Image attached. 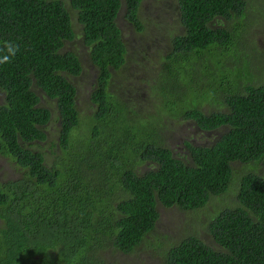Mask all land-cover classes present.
<instances>
[{"label":"trees","instance_id":"trees-1","mask_svg":"<svg viewBox=\"0 0 264 264\" xmlns=\"http://www.w3.org/2000/svg\"><path fill=\"white\" fill-rule=\"evenodd\" d=\"M68 1L78 35L63 0H0V156L21 173L0 182V264H103L106 250L132 253L155 230L158 205L196 214L211 199L219 248L191 235L159 246L165 264H264V86L223 72L239 61L252 0H177L182 32L146 83L152 113L112 91L129 55L116 19L123 7L141 33V0ZM77 37L96 70L84 115L71 81L82 62L65 49ZM51 107L60 138L49 163L34 146ZM170 120L220 134L184 140L182 155L168 147Z\"/></svg>","mask_w":264,"mask_h":264},{"label":"rangeland","instance_id":"rangeland-1","mask_svg":"<svg viewBox=\"0 0 264 264\" xmlns=\"http://www.w3.org/2000/svg\"><path fill=\"white\" fill-rule=\"evenodd\" d=\"M63 1L70 14L74 32L78 35L80 26L77 22V13L70 7L68 0ZM251 4L252 9H249L248 13L250 16L246 20L249 26L236 56L239 61L237 62L236 59L237 64L233 65L235 67H227L223 72L228 75L230 81H233L237 75L244 74V78L251 81V85L264 86V0H252ZM176 5L177 0H143L139 16L145 29L140 35H136L134 27L123 19V7L116 19L129 55L124 68L113 74L112 91L125 101L129 99L135 104V108L141 111L148 110L152 113L158 105V99L154 95L155 89L151 90L146 83L156 86L161 66L159 57L170 48V36L172 37L175 33L180 34L181 27ZM242 21L245 22V19H240L239 23ZM65 49L76 53L82 62L81 74L72 78L71 81L77 91V108L84 115L90 111L88 110L89 93L96 70L88 60L86 49L78 37L74 42L66 43ZM223 61L228 62L227 59ZM2 103L3 95L0 94V104ZM51 111L52 119L45 128L47 139L34 146V150L41 152L49 163L52 161V153L57 151L60 138L57 113L54 107H51ZM168 128L166 135L168 147L182 155H186L182 147L184 140L196 145H206L209 144L212 136L218 137L220 134V131L200 132L192 122L180 120H170ZM207 139L209 141L205 142ZM20 174L15 162L0 156V182L18 179ZM218 209L220 205L213 199L196 214L175 207L167 209L158 205L159 220L155 230L132 253L123 254L113 249L106 250L100 255L103 257V264H165L159 246L165 249L166 244L181 242L191 235L197 236L207 245L218 249L207 229L208 218L214 216Z\"/></svg>","mask_w":264,"mask_h":264},{"label":"flooded vegetation","instance_id":"flooded-vegetation-1","mask_svg":"<svg viewBox=\"0 0 264 264\" xmlns=\"http://www.w3.org/2000/svg\"><path fill=\"white\" fill-rule=\"evenodd\" d=\"M142 6H143V0H141L140 6H139V13H140V9H141ZM176 9H177V5H176ZM124 14H125V13H124ZM123 19H125V20L127 21V23L130 24V26H132V24L128 22V20L126 19L125 16L123 17ZM154 28H155V30L157 29L156 26H155ZM144 29H145V27H143V30H144ZM134 32H135L136 35H140L143 31L140 33V32H138V31L134 28ZM133 40L135 41V38H134ZM164 55H165V53H164ZM162 56H163V55H162Z\"/></svg>","mask_w":264,"mask_h":264}]
</instances>
